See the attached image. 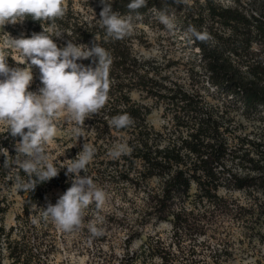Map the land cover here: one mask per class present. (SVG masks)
I'll return each mask as SVG.
<instances>
[{"label":"trees","instance_id":"obj_1","mask_svg":"<svg viewBox=\"0 0 264 264\" xmlns=\"http://www.w3.org/2000/svg\"><path fill=\"white\" fill-rule=\"evenodd\" d=\"M128 3L130 0H112V9L129 15ZM65 7L66 14L55 21V29L48 22H42L41 26L31 17L16 24H6L4 33L0 35V45L7 39V33L14 39L20 38L21 34L27 38L33 33L42 32L44 27L49 34L62 32L59 37L52 36L59 47L66 46L68 41L89 47L96 42L110 53V99L100 114L85 120L84 135L78 138L81 147L89 143L99 151L103 144L109 146L111 140L120 136L131 152L118 159L121 164H114V172L122 173L126 181L130 180L131 171L145 180L158 179V189L152 192L150 202L154 204L153 209L159 206L163 213L173 198L188 196L192 184L196 185L202 197H211L212 192L220 187L213 170L222 167L229 159L231 163L237 161L250 165L249 169L257 174V177L232 176L236 189H244L249 181H260V187L264 190V175L260 174L264 170V0H193L181 6L172 4V0H167V3L164 0H148L147 6L138 10L139 17L137 13H131L134 25L132 34L119 40L106 37L105 30L98 25L97 19L102 10L100 0H65ZM161 10L179 15L184 29L193 25L199 31L206 30L213 38L208 43L192 42V47L198 50V66L213 91L233 101L234 108L241 110L243 115H254L261 131L256 140L245 136L238 140L239 144L231 146L229 137L225 135L227 128L219 132L221 123L212 119L208 106L198 108V104L193 102L192 93L168 87L166 78L159 77L154 61L142 58L136 52L140 44L135 30L136 19L150 12L160 13ZM4 51L8 55L6 61L9 67H25L15 61L16 57L21 61L23 59L18 52L8 48ZM94 60L98 63V58L77 63L95 68ZM32 71L33 81L29 91H38L43 86L39 79L40 71L36 66ZM133 92H142L146 97L164 104L175 121L179 136L162 139V134L147 123L150 109L133 101ZM123 113L133 118V125L119 130L110 127L108 121L111 117ZM20 140V136L14 137L5 129L0 135V150L7 149L9 155L15 158L14 148ZM189 154L194 160H190ZM4 159L2 155L0 264H47L43 238L49 232V226L47 220L38 216V212L50 188L59 187L66 192L67 176L59 171L57 177L38 183L31 192L19 191L14 186L16 176L25 181L28 177L22 170L4 169ZM198 171L201 174L197 176ZM226 173L230 174L229 171ZM12 190L22 198L23 207L22 213L15 219V225L6 229L2 219L8 212L9 201L4 192L11 193ZM182 228L181 224H176L174 235L177 236ZM132 242L126 240L117 264H203L202 260L192 257V250L187 251L186 257L171 253L172 247L183 252L179 242L167 244L160 238L149 236L136 250L131 249ZM101 264L105 263L101 261Z\"/></svg>","mask_w":264,"mask_h":264},{"label":"rangeland","instance_id":"obj_2","mask_svg":"<svg viewBox=\"0 0 264 264\" xmlns=\"http://www.w3.org/2000/svg\"><path fill=\"white\" fill-rule=\"evenodd\" d=\"M192 1L187 0V3ZM158 15L157 12H150L136 19L135 30L140 42L136 52L142 58L154 61L159 77L166 78L168 87L192 93L198 108L208 106L212 119L221 123L219 132L227 128L225 135L229 137L231 146L239 144L238 140L245 136L256 140L261 131L254 115H243L241 110L234 108L233 101L213 91L206 83L198 66V50L185 37L186 29L181 26L179 15L174 14L177 25L174 35L167 32L157 19ZM3 33L4 27L0 28V35ZM15 59L21 61L17 57ZM131 99L150 109L147 123L162 134V139L179 136L175 121L164 104L146 97L142 92H133ZM55 123L57 135L47 151L53 163L61 168L60 172L65 174L67 170L62 168L63 161L74 159L82 147L73 135V125L68 123L66 115L62 114ZM5 129L0 126V135ZM117 143H123L120 136L111 140L109 146L103 144L88 165L87 175L107 193L102 208L98 210L95 203L91 204L85 210V226L71 233L57 229L50 219L47 220L49 232L43 238L47 264H101V261L117 264L127 239L133 240L131 249L136 250L149 236L160 238L167 244L179 242L183 252L172 247L171 253L186 257L187 251L192 250V257L202 260L203 264H264V190L260 181H249L244 189L238 190L231 179L232 176L257 177L249 169L250 165L237 161L231 163L229 159L222 167L213 170L220 187L212 192L211 197H202L196 185L192 184L188 196L173 198L163 213L159 206L153 209L154 204L150 202L152 192L158 189V179L145 180L131 171L130 180L126 181L122 173L123 177L114 172V164H121V161L112 159L108 153ZM14 152L16 156V146ZM98 154L101 156L97 157ZM2 155L0 151V157ZM189 158L194 160L191 154ZM183 159L190 162L187 158ZM200 174L198 171L196 175ZM260 174L264 175V170ZM81 175H84L83 171ZM71 182V177L67 176L66 188L71 187ZM4 193L8 195L9 209L2 223L8 229L15 225L16 217L22 213L23 201L15 190ZM63 194L59 187L50 188L38 216H42V208H46L48 203L55 204ZM89 222L102 227L104 235L92 238L88 230ZM176 224L183 226L177 236L174 235Z\"/></svg>","mask_w":264,"mask_h":264},{"label":"clouds","instance_id":"obj_3","mask_svg":"<svg viewBox=\"0 0 264 264\" xmlns=\"http://www.w3.org/2000/svg\"><path fill=\"white\" fill-rule=\"evenodd\" d=\"M164 2L167 3V0ZM147 3L148 0H130L126 5L129 15H122L113 11L112 0H100L102 10L97 19L98 25L105 30L106 37L123 39L131 35L134 29L131 13L135 12L139 17L138 10L146 7ZM172 4L186 5L187 0H172ZM66 11L65 0H0V28L31 17L41 26L42 22H48L55 29V21L62 19ZM157 19L169 34H175L177 25L174 14L161 10ZM42 28V32L33 33L27 38L21 34L20 38L14 39L7 33V39L0 45V126L6 127L12 136L21 137L16 144L15 158L9 155L7 149L0 150L5 157L2 167L22 170L26 174L27 181L19 175L15 178L14 186L19 191L31 192L38 183L58 176L61 168L53 163L47 151L57 135L55 120L62 114L66 115L78 140L84 135L85 120L100 114L110 99V53L96 42L89 47L68 41L66 46L59 47L52 36L59 37L62 32L49 34ZM185 37L189 43H208L213 39L206 30L199 31L193 25L188 26ZM6 48L18 52L23 59L17 63L25 67H9L6 61L8 55L4 51ZM89 58H98V63L93 61L95 68L77 63ZM33 66L39 69V79L43 85L38 92L29 91ZM133 123L128 113L115 115L108 121L109 126L117 130L128 128ZM95 152L94 146L84 143L82 151L74 159L63 161L62 168H66L65 175L71 177V187L55 204L48 203L46 208H42V217L50 219L63 232L81 230L85 226V210L93 203L99 210L106 202V191L87 175ZM130 152L126 143H117L108 155L112 159H119ZM82 171L84 175H81ZM88 230L92 238L104 235L103 228L92 222H89Z\"/></svg>","mask_w":264,"mask_h":264}]
</instances>
